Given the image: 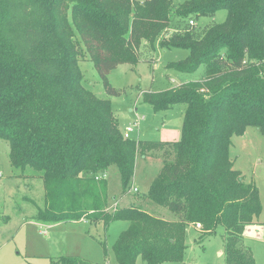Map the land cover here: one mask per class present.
<instances>
[{
    "label": "trees",
    "instance_id": "trees-1",
    "mask_svg": "<svg viewBox=\"0 0 264 264\" xmlns=\"http://www.w3.org/2000/svg\"><path fill=\"white\" fill-rule=\"evenodd\" d=\"M0 0V138L11 164L39 171L44 222L128 221L113 249L119 264L182 262L188 224L205 239L225 230L226 264H255L243 242L258 222V187L244 181L230 156L232 138L254 126L264 136V0ZM226 9L227 18L198 29L189 23ZM161 36V39L159 37ZM159 39V40H158ZM182 48L189 55L168 69L202 80L143 93L155 111L185 104L177 141L126 138L109 99L88 89L80 67L85 46L107 91L108 75L137 64L142 43ZM156 151L163 162L142 201L163 206L174 222L140 205L120 206L138 158ZM120 173L122 196H110L106 174ZM260 224V223H259ZM49 264H91L61 255Z\"/></svg>",
    "mask_w": 264,
    "mask_h": 264
},
{
    "label": "rangeland",
    "instance_id": "rangeland-1",
    "mask_svg": "<svg viewBox=\"0 0 264 264\" xmlns=\"http://www.w3.org/2000/svg\"><path fill=\"white\" fill-rule=\"evenodd\" d=\"M172 1L176 9L186 0ZM226 18L227 10L220 9L214 16L197 18L196 27L203 29L213 23H222ZM82 46L84 54L79 64L84 75L83 83L100 98L109 99L121 130L124 131L138 118L139 126L131 133V138L154 141L181 139L186 105L176 104L168 110L155 111L150 103L143 100V93L164 91L188 80H202L204 66L193 73L167 68L169 63L185 59L189 55L187 49L162 48L159 41L155 42L153 49L150 43H142L137 64H120L108 75L111 85L120 91L115 95L107 91L85 46ZM232 141L230 156L234 168L242 173L244 181L258 187L263 207L258 219L262 225L259 232H247L243 242L252 249L255 264H264V136L258 128L248 126L244 134L233 136ZM9 152V141L0 138V264H49L52 258L61 255L79 256L91 264H119L113 246L121 231L128 226V221H114L106 229L102 223L96 225L82 220L44 222L37 219L39 210L45 208L43 179L32 167L22 170L13 166ZM151 155L139 157L136 163L131 186L139 191L131 187L123 196L120 195V173L116 166H112L107 175L109 194L122 196L120 206L140 204L146 211L174 222L177 217L170 210L137 197L147 194L162 166V153L156 151ZM189 226L198 230L201 224ZM193 229L186 234L189 246L184 260L167 264H226L225 230L221 227L216 234L203 239ZM136 264L146 262L139 257Z\"/></svg>",
    "mask_w": 264,
    "mask_h": 264
},
{
    "label": "built area",
    "instance_id": "built-area-1",
    "mask_svg": "<svg viewBox=\"0 0 264 264\" xmlns=\"http://www.w3.org/2000/svg\"><path fill=\"white\" fill-rule=\"evenodd\" d=\"M189 23L190 24H196V21L194 20V19H190L189 20ZM139 126V119L137 118V120H135L132 124H130V126H128L124 131H123V134H124V136L126 137V138H131V133L133 132V131H135V129L137 128ZM107 175L106 174H103V175H101V176H99L100 178H104V177H106ZM132 189L134 190V191H139L138 190V188L137 187H133L132 186Z\"/></svg>",
    "mask_w": 264,
    "mask_h": 264
},
{
    "label": "crops",
    "instance_id": "crops-1",
    "mask_svg": "<svg viewBox=\"0 0 264 264\" xmlns=\"http://www.w3.org/2000/svg\"><path fill=\"white\" fill-rule=\"evenodd\" d=\"M185 82H189V80L188 81H185ZM179 84H181V83H179ZM186 109V108H185ZM184 112H185V110H184ZM162 167V166H161ZM161 167H160V169H161ZM259 222V221H258ZM260 223V222H259ZM259 223H256V224H254V225H251V226H249L247 229H246V231L244 232V238L246 239V233L247 232H250L251 230H253L254 232H259V229L261 228V226L262 225H260ZM256 226V227H255ZM189 229H193L192 228V226H189L188 227V229H187V231L189 230ZM194 230V232L195 233H198V230L196 229H193ZM190 231V230H189ZM189 245V244H188ZM217 254H220L219 253V251L217 252Z\"/></svg>",
    "mask_w": 264,
    "mask_h": 264
}]
</instances>
